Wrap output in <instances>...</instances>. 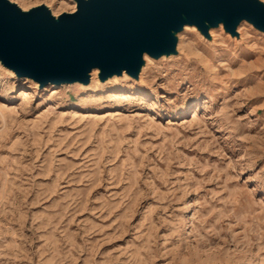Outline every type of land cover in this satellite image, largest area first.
Here are the masks:
<instances>
[{
  "label": "rangeland",
  "instance_id": "374dc122",
  "mask_svg": "<svg viewBox=\"0 0 264 264\" xmlns=\"http://www.w3.org/2000/svg\"><path fill=\"white\" fill-rule=\"evenodd\" d=\"M244 27L184 34L142 84L0 66V264H264V35Z\"/></svg>",
  "mask_w": 264,
  "mask_h": 264
},
{
  "label": "water",
  "instance_id": "95a60500",
  "mask_svg": "<svg viewBox=\"0 0 264 264\" xmlns=\"http://www.w3.org/2000/svg\"><path fill=\"white\" fill-rule=\"evenodd\" d=\"M78 12L56 21L44 7L24 13L0 0V60L20 76L41 85L136 76L142 55L175 49L172 30L186 23L217 26L234 34L241 20L264 31V4L258 0H77Z\"/></svg>",
  "mask_w": 264,
  "mask_h": 264
},
{
  "label": "bare ground",
  "instance_id": "6f19581e",
  "mask_svg": "<svg viewBox=\"0 0 264 264\" xmlns=\"http://www.w3.org/2000/svg\"><path fill=\"white\" fill-rule=\"evenodd\" d=\"M8 1H9V3L11 5L18 6L17 4L12 3L10 0H8ZM73 1L76 4L75 11H73L72 13H64V14L73 15L76 12H78V1L77 0H73ZM258 1L260 3H262V4H264L263 0H258ZM40 7L41 6L29 9V10H25V9L23 10L20 7L19 8L24 13H30L31 11H33L35 9H38ZM42 7H44L47 11H49L51 16L56 21H59L61 16L64 15V14H62L60 16H56V15H54L51 12V10L47 6L43 5ZM204 24H205V26L207 28L206 32L203 30L202 26L197 25V24H192V23L189 22V20L186 19V23L182 26L181 29L172 30V32H171L172 33V37L175 40V49L173 51H170V50L164 51L159 56H153V55H151L148 52H144L143 55H142V64H141V67L138 70L136 76H131L127 71L124 70L121 74H113V75L107 76L106 78L103 79V78H101V73H102L101 69L100 68H93L87 75L89 80L86 83L81 82V81L63 82V83L51 82V83H48L46 85H41V83L36 81L34 78L18 76L14 72V70H12L11 68L5 66L1 60H0V66L3 69H5L9 74H11L14 78L25 80V81H28V82H32L33 84H35L37 87H40V88L50 87V86H54L56 88H61V87H64V86H77V87L82 88V89H90L95 81H97L100 86L111 85L113 83H117V82H120V81H129V80H131V81H133V82H135L137 84H142L143 76H144L145 72L147 71V69L150 68L151 62L158 63L160 61L173 60L175 58H180L182 55H184L183 52H182V49H181V37L184 34L194 33V34H197L198 36H200L202 38V40L205 41L208 44H217V34H218V32L222 31L233 42L240 43L243 40V33H244V29H245L244 25H247V26L251 27L253 30L259 32L262 35H264V31L259 30L258 28L255 27V25L252 22H250V21H248L246 19L241 20L239 22V24L236 27V30H235L234 34L228 32L226 30L224 20H222L215 27L212 26L211 24H209L206 20L204 21ZM215 40H216V42H215ZM98 89H105V88H101L98 85H96V86H94L91 89L90 92H94V91H96Z\"/></svg>",
  "mask_w": 264,
  "mask_h": 264
}]
</instances>
